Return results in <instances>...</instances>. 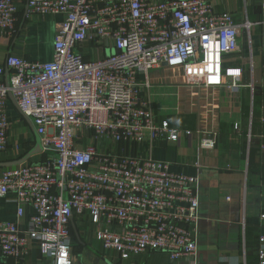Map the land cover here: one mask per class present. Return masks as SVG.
I'll use <instances>...</instances> for the list:
<instances>
[{
  "label": "built area",
  "instance_id": "2783aa9c",
  "mask_svg": "<svg viewBox=\"0 0 264 264\" xmlns=\"http://www.w3.org/2000/svg\"><path fill=\"white\" fill-rule=\"evenodd\" d=\"M15 1L0 0V35L15 32ZM27 14L63 19L51 60L9 55L0 64V151L10 145V94L43 147L41 160L0 173V196L18 203L17 219L0 221L1 255L21 259L38 241L53 264H73L72 217L89 214L97 241L121 259L157 251L194 259L198 177L132 153L162 137L180 145L193 131L159 122L142 92L161 66L183 69L190 86L240 88L244 69L231 60L241 29L255 23L212 0H28ZM26 205L34 213L24 228ZM258 259L264 264V236Z\"/></svg>",
  "mask_w": 264,
  "mask_h": 264
},
{
  "label": "crops",
  "instance_id": "0c3cea01",
  "mask_svg": "<svg viewBox=\"0 0 264 264\" xmlns=\"http://www.w3.org/2000/svg\"><path fill=\"white\" fill-rule=\"evenodd\" d=\"M18 9L13 35H0V64L9 55L28 60L53 58L57 24L63 15H28V0H16ZM219 11L233 13L243 22L239 51L231 63L244 69L237 89L207 88L186 83L181 68L165 66L149 73L152 83L142 95L154 105L159 122L168 120L173 128L191 130L182 134L181 144L165 137L132 147L143 158L166 161L170 170L198 177L200 207L194 231L198 252L194 259H171L163 251L132 254L121 259L95 238L98 225L89 214L72 220L73 264H259L258 249L264 236V27L262 0H212ZM6 78V76H5ZM10 120L7 150L0 151V173L15 165L5 163L22 158L36 144V130L9 96ZM238 125V128H236ZM215 138L213 148L202 146L204 138ZM33 155L29 161L41 160ZM14 195L0 196V221L17 219ZM34 213L25 206L21 226L26 228ZM0 264H53L38 241H32L21 259L1 255Z\"/></svg>",
  "mask_w": 264,
  "mask_h": 264
},
{
  "label": "water",
  "instance_id": "95a60500",
  "mask_svg": "<svg viewBox=\"0 0 264 264\" xmlns=\"http://www.w3.org/2000/svg\"><path fill=\"white\" fill-rule=\"evenodd\" d=\"M5 76H6V81L8 82V80H9V70H8V68H6V74H5ZM10 97H12L14 99V97L11 94H10ZM42 151H43V147H42V143H41V138H40V136L36 132V144H35V146L30 151H28L22 158H20V159H18L16 161L7 162V163H5V165L6 166L18 165L20 163H23L25 161H28L33 155L39 154ZM72 220H73V217H72Z\"/></svg>",
  "mask_w": 264,
  "mask_h": 264
},
{
  "label": "rangeland",
  "instance_id": "374dc122",
  "mask_svg": "<svg viewBox=\"0 0 264 264\" xmlns=\"http://www.w3.org/2000/svg\"><path fill=\"white\" fill-rule=\"evenodd\" d=\"M110 52H111V49L110 48H107L106 49V54H110Z\"/></svg>",
  "mask_w": 264,
  "mask_h": 264
}]
</instances>
